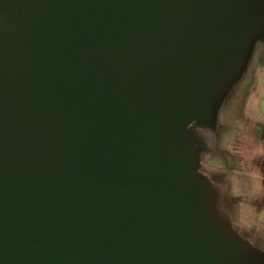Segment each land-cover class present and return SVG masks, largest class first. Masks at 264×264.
Returning <instances> with one entry per match:
<instances>
[{
    "label": "water",
    "instance_id": "obj_1",
    "mask_svg": "<svg viewBox=\"0 0 264 264\" xmlns=\"http://www.w3.org/2000/svg\"><path fill=\"white\" fill-rule=\"evenodd\" d=\"M258 43L264 0H0V264H264L198 138Z\"/></svg>",
    "mask_w": 264,
    "mask_h": 264
},
{
    "label": "rangeland",
    "instance_id": "obj_2",
    "mask_svg": "<svg viewBox=\"0 0 264 264\" xmlns=\"http://www.w3.org/2000/svg\"><path fill=\"white\" fill-rule=\"evenodd\" d=\"M263 42V41H261ZM218 129L199 134L203 173L212 180L225 218L264 249V43H258L222 105Z\"/></svg>",
    "mask_w": 264,
    "mask_h": 264
},
{
    "label": "flooded vegetation",
    "instance_id": "obj_3",
    "mask_svg": "<svg viewBox=\"0 0 264 264\" xmlns=\"http://www.w3.org/2000/svg\"><path fill=\"white\" fill-rule=\"evenodd\" d=\"M262 251H264V249H261Z\"/></svg>",
    "mask_w": 264,
    "mask_h": 264
}]
</instances>
